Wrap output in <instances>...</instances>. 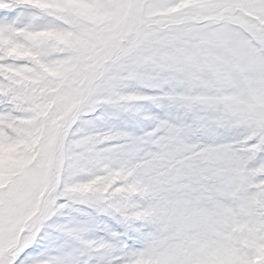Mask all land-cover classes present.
<instances>
[{
	"label": "rangeland",
	"instance_id": "374dc122",
	"mask_svg": "<svg viewBox=\"0 0 264 264\" xmlns=\"http://www.w3.org/2000/svg\"><path fill=\"white\" fill-rule=\"evenodd\" d=\"M0 264H264V0H0Z\"/></svg>",
	"mask_w": 264,
	"mask_h": 264
}]
</instances>
